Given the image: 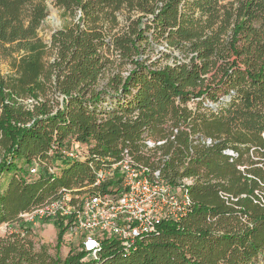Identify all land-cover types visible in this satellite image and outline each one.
Wrapping results in <instances>:
<instances>
[{"label":"trees","instance_id":"trees-1","mask_svg":"<svg viewBox=\"0 0 264 264\" xmlns=\"http://www.w3.org/2000/svg\"><path fill=\"white\" fill-rule=\"evenodd\" d=\"M51 5L68 23L45 41L47 0H0V226L17 228L0 237V264H264V0ZM151 42L194 57L154 69L139 60ZM75 148L84 160L62 157ZM124 151L171 187L192 181L180 221L129 252L104 237L96 259L80 244L63 259L36 249L19 215L62 190L111 192L94 173ZM49 223L59 251L65 232Z\"/></svg>","mask_w":264,"mask_h":264},{"label":"built area","instance_id":"built-area-1","mask_svg":"<svg viewBox=\"0 0 264 264\" xmlns=\"http://www.w3.org/2000/svg\"><path fill=\"white\" fill-rule=\"evenodd\" d=\"M150 44L152 54L141 56L139 60L154 65V69L189 65L194 57V54H183L164 42ZM123 75L127 76L128 72ZM26 104L30 107L32 101L27 100ZM162 144L145 142L147 148ZM205 144L209 146L211 142ZM52 152L53 149L49 155ZM61 154L68 161L84 160V152L80 149L64 150ZM226 154L233 156L231 152ZM38 169L35 164L31 174L36 175ZM53 172L49 169V173ZM94 174L93 188L111 181L116 182V187L108 193L84 196H77L76 191L62 190L56 201L21 213L19 219L25 224L60 221L65 232L63 242H78L81 251L96 259L102 238L114 239L123 252H129L141 238L156 233L161 223L180 221L190 207L185 186L191 180H184L179 187H171L161 179L159 172L151 173L149 168L136 163L127 151L122 153L119 162Z\"/></svg>","mask_w":264,"mask_h":264},{"label":"rangeland","instance_id":"rangeland-1","mask_svg":"<svg viewBox=\"0 0 264 264\" xmlns=\"http://www.w3.org/2000/svg\"><path fill=\"white\" fill-rule=\"evenodd\" d=\"M49 6V16L44 21L39 31L40 37L48 41L50 35L67 25L68 20L63 18L61 12L51 5V1L48 3ZM151 53V51H150ZM149 53V55H150ZM8 63L0 60V75H5L9 72ZM32 229V241L35 244V248L39 249L41 246L46 247L47 253L50 257L55 258L59 257L63 259L68 253L69 249H75L76 241H65L57 251L56 247V229L52 223L49 222H36L35 224L27 223ZM13 231H17L16 227L8 228L4 225L0 226V237L9 234ZM70 243V244H69Z\"/></svg>","mask_w":264,"mask_h":264},{"label":"water","instance_id":"water-1","mask_svg":"<svg viewBox=\"0 0 264 264\" xmlns=\"http://www.w3.org/2000/svg\"><path fill=\"white\" fill-rule=\"evenodd\" d=\"M51 0H47V4L50 2Z\"/></svg>","mask_w":264,"mask_h":264}]
</instances>
